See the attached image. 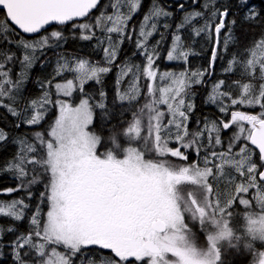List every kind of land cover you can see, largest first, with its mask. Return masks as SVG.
Wrapping results in <instances>:
<instances>
[{"label": "snow or ice", "instance_id": "obj_1", "mask_svg": "<svg viewBox=\"0 0 264 264\" xmlns=\"http://www.w3.org/2000/svg\"><path fill=\"white\" fill-rule=\"evenodd\" d=\"M196 2L197 0H193V3ZM246 2L247 0H241V3ZM99 3L100 0H0V7L6 10V17L0 18V44L21 48L19 57L9 48L0 49V101L7 97L14 104L24 87L27 71L34 63L37 50L55 46L50 45L49 36H42L35 41L23 38L17 40L19 33L12 25L26 34L39 33L53 22L65 25L77 18L87 17ZM121 3L128 4V14H117L114 19L112 15L102 12L96 18L95 25H72L74 29L88 31L89 34L81 32L80 38L84 40H90L95 35L91 31L94 26L100 27L106 33L104 39H98L101 44L107 41L108 46L104 48V53L109 63L116 58L119 42L123 40L127 29V20L140 6V0H121ZM179 7L183 9L184 4L181 3ZM208 7L209 5L205 4V8ZM171 15V12L156 4L154 0L153 8L143 17L140 25L138 36L143 39H137V48L147 52L145 45L157 30L159 18ZM203 15L204 13L199 11L187 13L184 20L176 26L171 51L167 53L169 61H187L189 53L183 50L178 33L185 23ZM228 15L227 7H224L223 11L214 9L204 27L195 30L197 36L203 32L210 39L213 35L215 37L208 70L190 73L185 70L178 74L164 72L161 80H170V84L159 89L158 97L157 89L149 84L148 95L151 99L133 114L131 125L124 132L115 128L110 131L109 140L116 149H120L122 155L118 156L113 151L103 155L97 154L100 137L89 131L94 118L91 97L80 99L76 106L69 100L60 98L72 97L77 87L83 93L85 83L90 80L99 82L100 74L108 72L109 68L92 66L83 59L75 61L74 67H70L71 62L61 56L60 61L63 63L57 62L55 76H60L65 71L73 72L78 84H75L73 79L55 84H52V80L38 81L39 87L44 89L43 94L39 99L30 102L28 108L34 114L22 122L38 125L44 120L51 106L58 108V116L54 123L49 125L47 139L41 132L35 133L40 148L21 141L20 154L7 169L14 170L20 182L17 187H9L5 191L10 194L24 190L31 199L32 192L29 189L40 182L41 176L47 175L44 191L39 194V202L47 200L49 210L41 226V210L38 205L30 217L32 232L15 241V254L19 264H30L20 252L25 246L35 257L32 264H74L73 258L90 246H99L114 254L117 259H109L107 264H222L219 241H228L229 244L233 241L242 243L249 252H256V264H264V252L254 250L252 243L257 240L264 241V194L258 197L259 210L247 211L244 214V231L237 235V230L230 226L234 215L230 209L236 203V196L232 191L226 196L219 191L214 193L209 177H215L213 168L207 166L211 163L208 155L203 157L204 167H200L196 162L177 167L166 160L145 159V152H154L159 157L170 154L171 157L187 161L188 156L181 148H191L198 156L202 146L200 137L203 133H189L188 113L194 105L191 102L186 105L185 97L190 95L188 89L192 84L202 83L205 74L211 75V68L218 58L221 30L226 28L225 19ZM217 16L218 23L214 19ZM154 19L156 22H152L149 27L150 21ZM107 22H112L111 26H107ZM230 23L234 24L235 21ZM164 27L167 28L168 24ZM114 33L119 34V41H113L111 34ZM50 36L56 41L64 38L63 32L59 30L52 31ZM127 38L132 39L130 33ZM227 46L228 39L225 37L223 49ZM261 47H264V41H261ZM17 60L20 73L13 79L12 68L6 66ZM154 62V55H146L147 66L144 68V75L151 81L157 79ZM255 65V60H248L245 72L254 75ZM259 69V78L264 79V62L259 64ZM122 74H126V70L122 69ZM223 83L224 81H220L213 85V94L208 97L209 102L216 103L222 96L228 95L219 93V87ZM49 84L55 89V101L46 86ZM240 87L243 95L240 99H231V104L250 107L259 105L262 111L258 115L234 111L231 113L230 122H222L221 126L213 123L212 130L217 133L214 143L221 145L222 141L218 135L221 130H228L232 125H237L238 131L232 133L227 143L228 152L230 153L235 143L243 138L259 150V160L264 164V84L260 86L258 94L249 84ZM100 95L103 97L104 93ZM138 95L139 89L133 88L128 93L119 94L118 100L133 101ZM161 105L166 106L170 117L166 123V113L160 110ZM98 106L100 109L105 108L104 103ZM27 110L26 108L25 111ZM226 110V107L220 108L221 112ZM8 111L17 115L14 107H8ZM145 116L148 135L141 137ZM245 124L249 127H245ZM124 137H127L129 142L140 139L142 148H121L119 140ZM186 137L190 138L186 140ZM4 139L6 134L0 130V141ZM170 141L177 142L178 146L169 147ZM225 155L226 153L215 151L210 153L212 158L223 159ZM252 155V150L245 144L236 154L239 158L233 157L227 161L229 165L235 166L242 177L245 173L248 176L247 186L240 183L235 187L236 195L247 193L249 188L257 186L258 165L252 160ZM30 175L31 179H27ZM259 178L264 180V171H259ZM238 203L250 207L248 199L240 198ZM28 207L25 199L21 197L8 203H0V214L20 221ZM185 214L189 217L187 222ZM191 221L198 222L207 233L206 252L187 242L185 233L191 234ZM33 236L39 238L40 242L34 241ZM49 246L52 247L49 249ZM59 247H62L64 252L58 251ZM169 254L175 259L169 260ZM213 254L215 260H209L208 257ZM28 255L29 251H25L24 256ZM89 264H92L91 260Z\"/></svg>", "mask_w": 264, "mask_h": 264}, {"label": "trees", "instance_id": "obj_2", "mask_svg": "<svg viewBox=\"0 0 264 264\" xmlns=\"http://www.w3.org/2000/svg\"><path fill=\"white\" fill-rule=\"evenodd\" d=\"M113 0H100V3L94 10H91L89 15L82 20L69 21L65 25L53 24L49 29L42 32L37 36H24L19 31L16 39L21 38L28 41L38 40L42 36H49L50 45L43 49H38L36 58L31 68L28 69L24 87L18 96L16 102L11 103L7 97L0 101V130L6 134V139L0 141V203H8L13 199H19L23 197L29 207L25 211V216L22 220L16 221L13 217H7L0 214V264H19L15 254V241L23 235H28L32 232L33 226L30 224V217L34 214V210L39 205L41 210L40 220L41 226L46 219V213L49 210L47 200L43 203L39 202V194L44 191V184L47 182V175L40 177V182L34 184L29 189L32 192L31 199L28 198L27 193L24 190L7 193L5 190L9 187L15 188L20 182L17 174L14 170H7L8 165L11 164L20 154L22 147L21 141H25L29 144H34L37 148H40L39 142L35 138L36 132H41L45 138H48V132L50 131L49 125L52 124L57 116L56 106H51L50 111L38 125H27L22 121L31 114H34L28 105L33 99H39L44 89L39 87L38 81L61 80L65 78V74L55 76V70L57 68V62L60 61V57L63 56L71 63L70 66L74 67V63L77 60H86L90 65L96 67L110 68L109 72L102 73L99 82L91 80L84 86V91L81 98H77L80 101L82 97H91L90 103L93 105L94 121L91 126V131L100 137V144L97 153L103 155L108 151H113L117 155H122L120 149H116L115 146L109 140L110 131L115 128L126 131L127 127L133 122V114L138 112L139 109L147 103L151 97L148 95V86L152 84L157 89L156 96H159V89L166 87L170 84L169 80H161L160 73L164 70H170L173 73H180L187 70L189 73L192 71H205L209 69L211 60V52L215 42V37L210 39L205 33H201L199 36L195 34V30L204 27L205 21L210 17V13L214 9L224 10L227 7L229 15L225 19L226 28L221 30L220 45L217 48L218 58L211 68V75L205 74L202 77L203 82L200 84H192L188 89L190 95L185 97L186 105L191 102L194 107L188 113L187 128L189 133L201 132L203 135L200 137V144L202 145L199 150V154L189 148L187 150L181 148L182 152L188 156V160L174 159L171 155H167L164 158L158 159L157 154L154 152H145L146 159L153 160H166L174 166H185L196 162L200 167H204L203 157L209 156L211 163L207 166L213 168L214 177L209 178V183L212 184L214 193L219 191L224 196L229 191L233 192L236 196V203L233 204L230 211H233L236 218H231L230 225L237 230V235H240L244 231V214L250 209L242 207L238 201L240 198L252 199V209L258 211L255 208V195L256 191L264 190V184L258 180L259 171L264 168V164H261L259 160V153L255 151L249 145L248 141H245L248 148L253 152L252 160L258 165V171L256 173L257 181L255 188H249L247 193L235 194V187L240 183H245L247 186V173L242 177L239 172L236 171L234 165L227 163V156H236L239 153V147L243 142L238 141L232 148L231 152H228L227 143L237 129V125H232L228 130H221L218 135L221 139V145H215L214 140L217 133L212 130V124L216 123L217 126H221L222 122H230L231 113L234 111H241L250 115H258L262 109L259 105L250 107L242 104H231V99H240L243 95L241 85L249 84L258 94V90L264 79L259 78L260 69L255 65L254 75L245 72V65L248 60H251L254 49L257 45L264 41V0H247L246 3H241V0H197L193 3V0H155V3L163 7L165 10L172 13L170 17H160L157 23V30L148 38L145 49L137 48V39H143L138 36L139 28L143 22V17L148 15L153 8L154 0H142L141 8L131 19L130 23L127 21V29L124 33V38L119 42L116 58L109 63L105 58L104 48L107 47V41L103 44L100 43V39H104L106 33L97 27L92 28V32L95 33L92 39H81V32L89 34L87 30H81L79 28H73L72 25L83 23H96V18L100 16L102 12L105 14L113 13L114 11ZM184 4V8L179 7L180 4ZM205 4L209 7L205 8ZM194 11L203 12L202 17H195L189 22L185 23V26L180 29L179 35L183 44V50L189 53L187 61L182 60L177 63H170L167 60V53L171 51V46L174 40V33H176V26L180 24L187 13ZM4 11H0V18H5ZM215 22H219V17H215ZM235 21V23H230ZM152 22H156L155 19L150 21L149 27ZM168 24L165 28L164 25ZM107 26H110L107 22ZM13 27V26H12ZM103 27V25H102ZM213 30L215 24L212 25ZM14 28V27H13ZM59 30L64 34V38L56 41L55 38H51L50 33L52 31ZM131 34L132 39L129 40L128 34ZM113 41H119V34H111ZM227 37L228 46L223 49L224 39ZM9 48L16 53V56L21 55V48L14 45L0 44V49ZM152 54L155 57L154 69L157 71V79L150 82L144 75V68L146 65V55ZM140 59V60H139ZM135 60H139L138 63ZM63 63V61H60ZM20 69L18 60L14 62ZM257 64V63H256ZM6 67H11L7 65ZM131 68V70H130ZM231 68L229 71L228 69ZM122 69L126 70V74H122ZM18 73L11 72V76L16 78ZM55 76V79H53ZM220 81H224L219 87V93H227V96H222L216 103H211L208 97L213 94V85L218 84ZM48 90L52 93L51 84L46 85ZM133 88L139 89V95L133 101H119L118 95L130 92ZM101 93L104 96L101 97ZM86 94V95H85ZM53 100V96H51ZM104 103L105 108L100 109L99 104ZM8 107H14L17 115H13L8 111ZM226 107L225 112H221L220 108ZM28 109L25 111V109ZM160 110L166 113L164 122L170 118L167 114V108L164 105L160 106ZM147 111V110H145ZM106 113V115H105ZM19 124V127H17ZM245 127H249L245 124ZM148 135L147 128V116L143 118L141 137ZM154 136V133H153ZM186 137L185 139H189ZM211 141V143H209ZM121 148L128 146H134L142 148V141L137 139L129 142L127 137L119 140ZM178 146L177 142L170 141L169 147L175 148ZM215 151L217 153H226L223 159L212 158L210 153ZM31 155V154H30ZM31 167V166H29ZM35 174V173H32ZM31 179V175L27 178ZM223 198V197H222ZM251 209V211H253ZM237 213V214H236ZM13 229L9 231L8 229ZM34 241H39V238L33 236ZM229 242L222 245L221 261L222 264H256V252H249L242 243L237 244L232 242L231 247L228 249ZM253 249L264 252V242L253 241ZM61 250L64 249L61 247ZM30 250L25 246V249H20L21 255L24 259L30 261L28 256H24V252ZM74 259V264H89L91 260L92 264H107L109 259H117L110 250L101 249L99 246H90L89 248L82 250L81 254H77ZM135 264V262H133Z\"/></svg>", "mask_w": 264, "mask_h": 264}, {"label": "rangeland", "instance_id": "obj_3", "mask_svg": "<svg viewBox=\"0 0 264 264\" xmlns=\"http://www.w3.org/2000/svg\"><path fill=\"white\" fill-rule=\"evenodd\" d=\"M113 1H115L114 2V11H113V13H107L106 15H112L113 16V18L115 19V16L117 15V14H128L129 13V7H128V4H122L121 3V0H113ZM141 4H142V0H140V6H139V8L135 11V12H132L131 13V18L129 19V20H127L128 21V23H130V21H131V19L135 16V14H137V12L139 11V9L141 8ZM111 23L112 22H108V24L111 26ZM95 25V24H94ZM97 29L98 30H100L101 28L100 27H97ZM254 54L255 55H253L252 56V58H251V60H255L256 61V66H259V64L261 63V62H264V47H261V43L259 44V45H257L256 47H255V49H254ZM140 60V59H139ZM139 60H135V62H137L138 63V61ZM168 60V59H167ZM182 60H173V61H169L168 60V62H170V63H172V64H174V63H177V62H181ZM92 66H95V65H92ZM71 67V66H70ZM11 68H12V72H15V73H20V69H19V67L17 66V65H15L14 63L13 64H11ZM109 70H110V68H109ZM130 70H131V68H130ZM109 72V71H108ZM164 72H171L170 70H164V71H161V73H160V78H161V76H162V74L164 73ZM62 74H65L64 76H65V78H63L62 79V81L61 80H55L54 82H52V84H55L56 82H60V83H66V81H67V79H73L74 80V83L75 84H78V81L77 80H75V74L73 73V72H70V71H65V72H63ZM102 74V73H101ZM101 74H100V78H102V76H101ZM13 78V77H12ZM13 79H15V78H13ZM165 80H167V79H165ZM91 81V80H90ZM90 81H88V82H90ZM150 82H153V81H151V80H149ZM169 82H170V80H169ZM87 83H85L84 84V86L86 85ZM52 86V85H51ZM52 93H51V96H53V101H55V99L57 98V96H56V92H55V89L54 88H52ZM81 95H82V93L80 92V90H79V88L77 87L74 91H73V95H72V97H63V96H61L60 98H62V99H67V100H69L72 104H73V106H76L78 103H79V101H77V98H81ZM83 98V97H82ZM84 98H87V97H84ZM91 104V103H90ZM57 108V107H56ZM57 116H58V108H57ZM56 116V117H57ZM93 116H94V110H93ZM55 120V119H54ZM93 121H94V118H93ZM52 123H54V121L52 122ZM93 124V123H92ZM92 124L89 126V131L90 132H92L91 131V126H92ZM236 131H238V128L236 129ZM240 142H243V144L241 143V146L239 147V150H240V148L243 146V145H245L246 143H245V140L243 139V138H241L240 140H239ZM238 142V141H237ZM236 142V143H237ZM235 143V144H236ZM100 144V143H99ZM99 149V145H98V147H97V150ZM115 153V152H114ZM98 154V153H97ZM99 155V154H98ZM166 157V156H165ZM157 158L158 159H161V158H164V157H159L158 155H157ZM231 158H233L232 156H227V160H229V159H231ZM253 158V157H252ZM146 159V158H145ZM174 159H178V158H175L174 157ZM210 178V177H209ZM261 194H264V190H260V191H256V195H255V202H256V204H255V208L256 209H259V206H260V202H259V199H258V197L261 195ZM243 198H245V197H243ZM254 197H252V199H253ZM245 199H247V198H245ZM252 199H250L249 198V201H250V207H248V206H244V205H241L242 207L244 206V207H246V209H247V207L250 209V211H251V209H252ZM253 210V209H252ZM254 211V210H253ZM186 215V214H185ZM233 218H236V216H233ZM187 221H189V217L186 215V222ZM231 226V225H230ZM190 228H191V230H192V232L195 234V238H196V241H197V244L199 245V246H201V247H207V245H208V242H207V239H206V237H207V233L202 229V227L198 224V222H195V221H191L190 222ZM36 242H40V241H36ZM226 242H228V241H223L222 243H221V249H222V245L224 244V243H226ZM262 242H264V241H262ZM227 245H229V247H228V249L231 247V244H227ZM52 246H49V249L51 248ZM58 251H61V252H64V251H62L61 250V247H59L58 248ZM221 253H222V251H221ZM28 258L30 259V260H33V259H35V257L32 255V253H31V251L29 252V255H28ZM169 260H174L175 258L174 257H172L171 256V254H169L168 255V257H167Z\"/></svg>", "mask_w": 264, "mask_h": 264}, {"label": "water", "instance_id": "obj_4", "mask_svg": "<svg viewBox=\"0 0 264 264\" xmlns=\"http://www.w3.org/2000/svg\"><path fill=\"white\" fill-rule=\"evenodd\" d=\"M0 11H4L5 14H6V10L3 9L2 7H0ZM84 18H85V17H83V18H77L76 20H82V19H84ZM53 24H57V23L53 22V23H51V24H49V25H46L45 28H44V29H41V31H40L39 33H34V34H26V33H23L22 30H19L17 26H15V25H12V26H13L14 28H16V30L19 31L21 34H23L24 36H27V37H28V36H37V35H40V34H41L42 32H44L45 30L49 29ZM58 25H59V24H58ZM249 145L251 146V148H253L255 151H257V152L259 153V150H258L255 146L251 145L250 142H249ZM261 171H264V168H263ZM258 180H259L262 184H264V180H261V179L259 178V175H258Z\"/></svg>", "mask_w": 264, "mask_h": 264}, {"label": "clouds", "instance_id": "obj_5", "mask_svg": "<svg viewBox=\"0 0 264 264\" xmlns=\"http://www.w3.org/2000/svg\"><path fill=\"white\" fill-rule=\"evenodd\" d=\"M185 236H186L187 242L189 244L194 245L195 247H197L201 251H204V252L207 251L206 247H201V246H199L197 244V241H196V238H195V234L192 231H191L190 235L188 233H185ZM222 242L223 241H219L218 244H221ZM208 259L214 261L215 260V254H213V256L208 257Z\"/></svg>", "mask_w": 264, "mask_h": 264}, {"label": "flooded vegetation", "instance_id": "obj_6", "mask_svg": "<svg viewBox=\"0 0 264 264\" xmlns=\"http://www.w3.org/2000/svg\"><path fill=\"white\" fill-rule=\"evenodd\" d=\"M94 10V9H93ZM114 154H116V153H114ZM117 155V154H116ZM119 156V155H118ZM237 214V213H236ZM231 223V222H230Z\"/></svg>", "mask_w": 264, "mask_h": 264}]
</instances>
